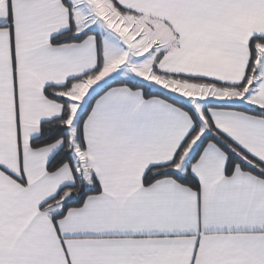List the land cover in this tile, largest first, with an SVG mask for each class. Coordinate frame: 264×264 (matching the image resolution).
Instances as JSON below:
<instances>
[{
	"label": "snow or ice",
	"instance_id": "snow-or-ice-1",
	"mask_svg": "<svg viewBox=\"0 0 264 264\" xmlns=\"http://www.w3.org/2000/svg\"><path fill=\"white\" fill-rule=\"evenodd\" d=\"M0 264H264V0H0Z\"/></svg>",
	"mask_w": 264,
	"mask_h": 264
}]
</instances>
